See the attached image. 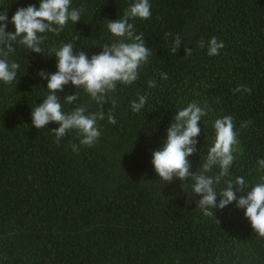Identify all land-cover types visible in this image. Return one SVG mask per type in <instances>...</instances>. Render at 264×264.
I'll return each mask as SVG.
<instances>
[{"label": "trees", "instance_id": "trees-1", "mask_svg": "<svg viewBox=\"0 0 264 264\" xmlns=\"http://www.w3.org/2000/svg\"><path fill=\"white\" fill-rule=\"evenodd\" d=\"M133 2L72 0L73 8L83 7L80 22L69 21L58 35L45 34L42 53L14 45L9 59L20 64L17 79L0 82V264H264V239L253 232L244 209L233 201L205 216L191 179L164 183L151 163L176 111L195 102L207 115L198 122L191 170L198 171L205 160L214 121L231 115L235 159L214 186L219 192L238 176L249 188L259 182L264 174L257 165L264 159V0H149L151 18L130 21L151 50L149 63L135 83L118 85L112 94L118 98L112 112L116 123L107 121L111 104L103 105L99 139L90 147L80 145L78 153L71 148L79 145L74 131L57 145L50 130L58 124L32 125V108L48 94L39 72L57 71L49 50L71 42L89 58L99 54L104 43L115 40L107 23ZM30 4L38 7L39 0H0V12L10 20ZM6 31L14 26L9 23ZM177 34L181 44L172 54ZM213 36L224 47L209 56L199 45ZM151 80L155 87L148 86ZM238 85L251 88V94L234 93ZM75 91L68 84L59 95ZM77 92L72 105L61 100L65 112L85 103L89 112L99 110ZM145 93V107L131 111L130 103ZM245 121L251 123L241 128ZM207 174L217 176L218 166Z\"/></svg>", "mask_w": 264, "mask_h": 264}, {"label": "clouds", "instance_id": "clouds-1", "mask_svg": "<svg viewBox=\"0 0 264 264\" xmlns=\"http://www.w3.org/2000/svg\"><path fill=\"white\" fill-rule=\"evenodd\" d=\"M83 7L73 8L72 0H39L36 5L20 7L9 20L7 12H0V82L12 84L17 79L20 64L9 57L16 51L14 45L22 46L29 51L42 53L41 47L45 34L58 35L71 21L80 22ZM151 18L149 0H134L124 11L122 17L109 20L107 30L115 40L104 43L99 54L88 57L85 51L75 50L71 42L63 43L59 48L50 49V54L56 58L57 71L39 72L41 78L47 80L48 94L37 106L32 108V125L37 129H44L49 123H56L57 128L50 130L54 142L59 145L69 132H75L79 137V145L73 143L72 151L78 153L80 145L90 147L99 139L101 132L98 121L105 119L103 105L110 103L107 121L115 124L112 114L116 105L118 85H131L139 77V70L149 63L151 50L145 46L143 33L136 34L135 19L146 20ZM14 26V31H6L8 24ZM166 36H171L166 33ZM75 39V38H74ZM181 44V36L177 34L171 42V53L176 54ZM201 48H207L209 56L220 54L224 47L223 41L215 36L207 43L200 42ZM192 49L185 47V54L191 55ZM167 79V73H162ZM71 84L76 91L73 94L59 95L64 86ZM149 87H155L154 80L148 81ZM77 90H82L92 101L99 105L96 112L88 111V104H81L71 111L65 112L61 100L72 105L79 99ZM252 89L246 85H238L234 93L246 92L251 94ZM148 94L138 95L137 100L130 103L131 111L140 112L146 105ZM207 115V108L197 103H189L186 107L176 111L167 129V136L162 145L152 153L151 163L159 179L171 182L178 179L181 182L193 181L192 193L201 198L197 207L205 216H213V209H223L233 201L236 207L244 209V216L250 222L253 232L264 239V174L260 175L259 182L249 188L244 177H236L226 181V186L217 192L215 184L221 177L229 174V169L235 159L234 146L238 144L237 133L233 117L225 115L214 121V139L208 148L207 155L198 171L191 170L189 157L197 152L196 137L201 132L198 122ZM251 121H245L241 128L247 127ZM258 170L264 173V159L257 160ZM218 166L219 174L209 176L213 167ZM233 185L236 191L233 190ZM237 192L246 193L237 197ZM220 197L217 203V197Z\"/></svg>", "mask_w": 264, "mask_h": 264}]
</instances>
